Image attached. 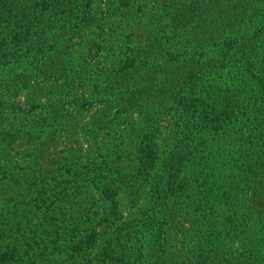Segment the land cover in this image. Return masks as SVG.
Masks as SVG:
<instances>
[{"label":"rangeland","instance_id":"1","mask_svg":"<svg viewBox=\"0 0 264 264\" xmlns=\"http://www.w3.org/2000/svg\"><path fill=\"white\" fill-rule=\"evenodd\" d=\"M74 13L78 23L67 20ZM263 29L264 0H0V255L10 252L0 264H75L63 235L75 228L72 219L108 240L146 213L182 137L176 92L191 72L221 59L227 36L253 38ZM39 34L44 53L33 48L44 47ZM259 48L264 53V37ZM259 70L264 76L263 64ZM235 81L215 75L214 98L221 101ZM245 98L262 100L254 91ZM233 128L204 145L234 155ZM149 143L159 162L147 174L140 148ZM122 180L131 188L116 196L108 188ZM252 239L243 231L234 249L252 251ZM170 242L171 255L184 261L188 239L170 231Z\"/></svg>","mask_w":264,"mask_h":264},{"label":"trees","instance_id":"2","mask_svg":"<svg viewBox=\"0 0 264 264\" xmlns=\"http://www.w3.org/2000/svg\"><path fill=\"white\" fill-rule=\"evenodd\" d=\"M67 18L70 23L80 21L78 13ZM260 32L262 36L258 35ZM263 37L264 29L253 38L227 36L221 44V59L214 66L200 67L188 75L185 86L175 95L178 107H182V137L156 178L153 205L129 227L117 228L118 232L116 229L108 240L102 239L96 228L83 231L72 219L70 225L75 228L70 232L65 228L63 234L67 239L65 251L72 262L77 264L79 259L92 256L88 264H264V109L258 111L250 105L258 101L264 104V76L259 70L264 65V53L259 48ZM43 40L44 34H39L38 41L44 47L33 46L40 53L46 47ZM176 62L181 61L177 58ZM217 74L237 77V83L226 90L221 101L210 91ZM240 76L247 83L242 88H238ZM252 91L262 100H246V94ZM230 126L234 127V142L238 143L234 155L214 151L217 146L211 142L204 145L206 138H221V133ZM140 153L145 158L144 172L148 174L159 162L155 148L149 143L140 148ZM125 176L128 179L132 174L126 172ZM237 179H241L243 188L230 187L234 191L231 195L227 188ZM70 182L60 183L68 191ZM121 183L120 186L112 183L108 189L118 196L124 185L131 188L129 181ZM113 202L116 205L117 199ZM222 208H226L225 212ZM62 221L68 223L66 217ZM182 221H189V228ZM115 223L112 221V226ZM170 231L185 241L188 239L184 261L177 253L171 255ZM243 231L253 235V250L242 253L234 246ZM134 251L138 258L130 261L128 256ZM150 251H155L158 259H153ZM9 254H1V260H8Z\"/></svg>","mask_w":264,"mask_h":264}]
</instances>
